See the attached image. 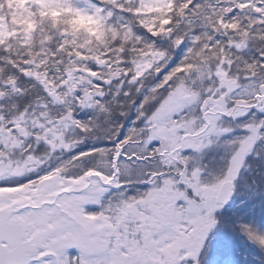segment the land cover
<instances>
[{"label": "snow or ice", "instance_id": "1", "mask_svg": "<svg viewBox=\"0 0 264 264\" xmlns=\"http://www.w3.org/2000/svg\"><path fill=\"white\" fill-rule=\"evenodd\" d=\"M68 7L75 9L74 20L77 16L107 15L120 17L125 27V13L132 10L122 0H113L107 7L103 0ZM174 43L183 47L180 39ZM259 62L264 65V53ZM156 67L160 76L159 65ZM171 68V73L165 72L136 101L139 111L131 126L120 125L121 133L108 156L109 171L85 168L81 177L90 180L84 186L73 188L58 182L22 207L12 197H0V264H264V222L237 221L226 213L242 174L251 170L250 159L264 161V107H250L243 116L229 112L213 118L208 104L212 93H208L195 105L199 115L193 118L194 123H178L187 115L191 101L180 102L174 85L165 88L171 83V74L182 71L180 65ZM88 71L96 74V68ZM198 75L192 73L189 82L193 100L198 95L194 90ZM132 79L138 81V74ZM93 83L102 86L99 80ZM2 87L20 91L14 81ZM160 89H164L163 95L148 104L149 96L159 94ZM227 91L221 84L217 99ZM84 95L75 93L81 101ZM104 99L103 94L97 95L95 103L107 110ZM172 104L180 111L174 112ZM71 119L84 125L74 115ZM224 119L235 120L238 126L223 127L220 121ZM190 135L199 136L207 147L183 139ZM172 137L175 141L169 143ZM3 148L0 144V150ZM212 148L216 152L209 163L206 153ZM68 150L69 160H79L87 156L95 159L93 154L106 149L96 145ZM63 164L28 179L10 177L19 179V184L0 180V192L43 181L59 172ZM73 183L80 184V178L74 177ZM245 187L250 198L264 197L255 181ZM73 253L75 260L71 259Z\"/></svg>", "mask_w": 264, "mask_h": 264}, {"label": "trees", "instance_id": "2", "mask_svg": "<svg viewBox=\"0 0 264 264\" xmlns=\"http://www.w3.org/2000/svg\"><path fill=\"white\" fill-rule=\"evenodd\" d=\"M139 1H122L126 6H132L131 13H125V24L128 27L122 26L118 17L120 23H115L113 31L104 30L99 39L91 40L93 46L88 51L81 50L80 56L84 59L87 70L96 68V75L101 77L113 73L117 76L116 79L110 80L109 84L100 80L102 86L95 85L93 90L98 92V95H104L107 110H102L97 104L94 110L83 111L74 100L61 103L50 99L48 95V88H53L59 95H65V87L69 83L68 72L73 71L75 67L80 68L81 65V58L77 57L76 50L71 45L59 48L62 42V33L57 32L59 24L53 23L52 15L44 16L40 13L43 3L40 5L34 3V0H28L18 7L9 0H0V14L5 16V19L0 20L2 23L4 20L7 26L6 31L0 33V92H3L0 96V117L3 122L9 124L17 118L23 126L29 122V115L40 107L56 119L74 115L83 120L84 125H88L85 128L74 121L76 127L68 139L51 146L36 140L32 135H20L25 143L23 150L16 151L10 158V172L0 180L19 184V179L10 177H35L62 161L64 164L60 171L62 170L66 177L81 176L88 167L97 168L98 154L105 152L108 157L114 151L112 143L121 133L120 125H125V128L131 126L139 111L135 107L136 101L140 100L142 94L152 85L158 83L165 72L171 73V66L181 67L193 62L198 50L201 53V62L211 70L203 78L202 92L203 95L212 93L208 97L211 107L214 106L221 84L229 89L251 79H264V73L259 74L264 67L259 62L260 54L264 53V23L253 25L249 17L239 10L224 18L226 12L222 13L221 2L216 0H174L173 6L157 17L159 13L145 12L144 6L137 4ZM103 3L107 5L109 0ZM192 5L196 7L193 8ZM205 10L213 14L211 21L214 28L203 34L198 27L197 30L201 34L196 36L195 32H189L193 25L190 20L197 21ZM63 13L57 15L59 22H63L67 17ZM165 21L171 23L166 24ZM142 24L145 27H142ZM129 28L132 32H129ZM146 28L151 29V32ZM134 32L142 37V45H138ZM192 37L196 38L190 43ZM176 39L183 41V47L174 43ZM156 58L157 61L154 60ZM142 59L151 64L149 67L145 66L144 75L139 72L138 62ZM157 65L160 76H157ZM217 73L220 74L219 79L214 78ZM133 74H138V81L132 79ZM12 81L19 85L20 91H5L2 86ZM156 96L157 93L151 94L148 101H152ZM198 115L199 112L196 116ZM2 125L0 124L1 127ZM233 126L236 127L235 124ZM93 145H101L106 150L93 154L95 159L87 156L79 160H69V148L71 151L80 148L87 150ZM212 156V153H206L209 163ZM252 161L260 171L264 162L250 159V162ZM255 172L257 171L253 170L249 174L250 182V176ZM27 185L29 184L23 186ZM227 214L237 221L242 218L236 213Z\"/></svg>", "mask_w": 264, "mask_h": 264}, {"label": "rangeland", "instance_id": "3", "mask_svg": "<svg viewBox=\"0 0 264 264\" xmlns=\"http://www.w3.org/2000/svg\"><path fill=\"white\" fill-rule=\"evenodd\" d=\"M11 4L18 5V7L22 6L26 1L25 0H9ZM105 1V0H103ZM123 2L127 1H135V0H122ZM138 1V0H137ZM205 2L211 1V0H204ZM215 1V0H214ZM217 2H221L222 7V13L226 12L225 17L228 16V14L235 12L237 10L243 12L246 14L249 19L251 20V23L256 26V24H263L264 23V8L259 7L260 5H264V0H216ZM113 0H109V3L105 5L106 7L108 4L112 3ZM34 3H43L42 9L40 13H42L44 16L52 15L53 16V23H57L58 28L57 32H61V39L62 42L59 46V48H63L65 45H71L76 51L77 57L81 58L80 55H82L81 50H89L92 46V39H97L98 37L102 36L105 31H113L114 27H116L115 23H120L118 21V17L112 18L107 15L104 16H95L93 18L89 17H83V16H77V18L74 20L73 15L75 14V9L68 7L72 5L73 3H80V4H89V0H34ZM174 3V0H140L137 2L138 5L144 6L145 12H157L159 14L156 15V17L162 16V14H165L163 12H166L168 10L169 5H172ZM8 7H10V4L7 2ZM41 5V4H40ZM2 7L0 6V9ZM12 10H15V8H12ZM206 11V10H205ZM61 12H64V15H67L66 19L63 22H59L57 20L58 16ZM16 15L18 13L16 9ZM210 13V14H209ZM28 15H30V12H28ZM213 14L211 12L207 11L203 13L199 18H197V21L195 19H191L190 21L193 22L192 27L190 28L189 32H195L196 36H199L202 32L205 34L206 32L210 31V28H214L213 23L211 21V16ZM27 16V15H25ZM0 18L5 19V16L3 14H0ZM0 20V26L1 30L0 33L3 31H6V24ZM196 22V23H195ZM154 25V23H153ZM198 27L201 28V33L199 32ZM129 32H132V30ZM137 32H134L135 40L138 41V45H142V40L137 39ZM196 37H192L190 39V43H193L195 41ZM99 39V38H98ZM80 41H82L80 43ZM141 50V49H140ZM196 55V58L193 62L184 64L181 66L182 71H177L174 74L171 75V83H166L165 88H172L173 85L175 86V90H177V99L180 102H184L185 100L191 101V105L188 107L187 115L181 116V119L178 123H182L185 125H190L194 123L193 118L197 115L198 109L195 107V105L199 102L200 96L203 95V78H205V74L210 73L211 70L206 68V64L201 62L200 56L201 53L199 52ZM159 54V53H158ZM155 61L158 60V58L154 59ZM149 61H144L142 59L139 61V72L140 75H144L145 66L149 67L151 64L148 63ZM81 65L79 67H75L73 71L68 72V79L69 83L66 84L67 90L65 92V95H59V93H56L55 90L52 88H48V95L50 99L57 101V102H66L67 100L72 102L73 100L76 102V104L81 105L84 104H94V108L85 109L81 108L83 111H92L97 107V104L95 103V97L98 95V92H94L93 90L95 87V83L93 81L95 80H102L104 82H107V84L110 83V80L116 79L117 77L115 73L111 75H107L106 77H101L99 75H93L91 72L87 70L86 64L84 62V59H80L79 62ZM153 64V63H152ZM199 73L197 79L194 81L195 83V91L198 93L197 97L193 100L192 99V91L193 89L190 86V81L192 77V73ZM264 73V67L261 68L260 73ZM248 80L245 81L239 85H237L235 88H229L227 92L222 93L221 97L219 99H216L214 101V106L211 107L209 115H211L213 118L219 117L220 115L217 112H223L224 114H228L231 112L234 116L239 115L243 116V114L248 110L246 107H243L241 109L235 110L236 105L242 104V105H253L256 104V100L258 97H260L263 94L264 91V79L258 80ZM69 85V86H68ZM239 90V91H237ZM77 91H82L84 95L83 101L80 99H75V93ZM205 91V90H204ZM164 89L159 90V94L152 100L148 101V104H154L160 97V95H163ZM232 93H235V96H232ZM154 93H152L153 95ZM153 97V96H152ZM235 104L234 107L229 108V104ZM147 108V105L145 106ZM172 110L174 112H179L180 109L177 107L176 104L170 105ZM259 107H264V105H260ZM139 110V109H138ZM3 118L0 117V124H3L0 128V144L4 146L3 150H0V179L2 176L6 175V173L10 172L9 170V164L11 163L10 158L14 155L16 151L23 150V147L25 145L24 140L20 135L25 134L26 136L32 135L34 138L38 141H41L45 143L46 145H55L62 142H65L68 139V136L70 133L75 129L76 125L74 120L71 119V115H66L65 117H62L61 119H56L52 116H50L48 113L43 111L40 107H37V109L32 112L29 115V121L27 124H24L21 126L20 120L15 118L8 124V122H3ZM234 121V122H232ZM232 123L227 121V119H224L220 121L223 127H233L232 124H235L237 127L238 124L235 120H231ZM13 123L15 125V128H10L9 125ZM15 133V134H14ZM19 134V136L17 135ZM203 135V134H201ZM137 136H139V133H137ZM184 140H190L196 142L198 145H203L207 147V145H204V140H201L199 136L195 137H184ZM204 139H207L205 136ZM175 141V138L172 137L169 140V143H172ZM94 146V145H93ZM92 146V147H93ZM221 147L223 145L221 144ZM141 151L143 149H140ZM216 149L212 148L207 153L215 154ZM96 155V154H94ZM172 156L175 155V152L171 153ZM264 162V161H263ZM251 163V170L245 171L241 179L238 181V190L237 195L232 201V203L227 207L226 213H236L237 215L239 213L240 216L248 221H255V222H264V197L259 198H250L248 192L246 191V185H252L253 181L256 182L258 186H260V190L264 192V163L262 165V168L260 171L255 172L252 174V177L250 176L251 182L248 180V175L254 170H256V166H254V162ZM97 168L102 169L104 171H109L111 165L108 163V157L105 152H102L98 154L97 158ZM77 178H80V182L84 181V177L76 176ZM74 177H66L63 171L57 172L53 176H49L47 179L38 182L39 190L38 193L32 195L33 198H40L45 191L48 188H51L55 186L58 182L68 183V184H75L73 183ZM37 184L29 185L31 187L35 186ZM242 218H239L241 220ZM241 245H243L245 242L241 241L239 242ZM69 251H72L71 249ZM219 258V257H218Z\"/></svg>", "mask_w": 264, "mask_h": 264}, {"label": "water", "instance_id": "4", "mask_svg": "<svg viewBox=\"0 0 264 264\" xmlns=\"http://www.w3.org/2000/svg\"><path fill=\"white\" fill-rule=\"evenodd\" d=\"M90 177H85L83 182H80V184H73V188L81 187L85 185V182L89 181ZM39 190V186H38ZM38 190L34 192V194L38 193ZM0 197H12L15 200V204L22 207L24 204L30 202L32 200V196L30 197H24L22 196L17 190H7L0 192Z\"/></svg>", "mask_w": 264, "mask_h": 264}, {"label": "bare ground", "instance_id": "5", "mask_svg": "<svg viewBox=\"0 0 264 264\" xmlns=\"http://www.w3.org/2000/svg\"><path fill=\"white\" fill-rule=\"evenodd\" d=\"M263 96H264V94H263ZM263 100H264V98L263 99L261 98V102H263ZM18 192L24 197H30L34 194V190H32L31 187L19 188Z\"/></svg>", "mask_w": 264, "mask_h": 264}]
</instances>
